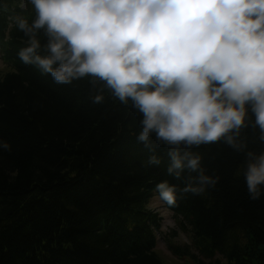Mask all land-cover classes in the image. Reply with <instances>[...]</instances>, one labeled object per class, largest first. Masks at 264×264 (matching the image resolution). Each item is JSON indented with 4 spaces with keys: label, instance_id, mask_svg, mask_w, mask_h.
Masks as SVG:
<instances>
[{
    "label": "trees",
    "instance_id": "obj_1",
    "mask_svg": "<svg viewBox=\"0 0 264 264\" xmlns=\"http://www.w3.org/2000/svg\"><path fill=\"white\" fill-rule=\"evenodd\" d=\"M20 4L0 0L8 66L0 75V264H165L157 252L163 217L150 207L164 180L178 186L176 204H165L200 256L170 246L174 255L194 264H264V196L250 198L242 172L246 150H264L258 127L243 130L245 151L223 142L193 149L220 180L203 193L183 191L198 173L170 174L163 146L161 162H149L134 108L107 90L94 103L88 80L57 83L20 58L27 37L9 17L35 16Z\"/></svg>",
    "mask_w": 264,
    "mask_h": 264
},
{
    "label": "clouds",
    "instance_id": "obj_2",
    "mask_svg": "<svg viewBox=\"0 0 264 264\" xmlns=\"http://www.w3.org/2000/svg\"><path fill=\"white\" fill-rule=\"evenodd\" d=\"M29 4L31 20L25 11L9 17L27 37L20 58L57 83L88 80L94 103L107 90L134 108L149 162H161L163 146L170 174L198 173L183 191L203 193L220 180L193 149L223 142L245 151L249 125L264 142V0H21L19 7ZM242 172L250 198L264 196V150L247 149ZM177 187L159 182L158 199L175 205Z\"/></svg>",
    "mask_w": 264,
    "mask_h": 264
},
{
    "label": "rangeland",
    "instance_id": "obj_3",
    "mask_svg": "<svg viewBox=\"0 0 264 264\" xmlns=\"http://www.w3.org/2000/svg\"><path fill=\"white\" fill-rule=\"evenodd\" d=\"M8 66L5 65L2 60V53L0 52V75H4ZM150 207L153 211L160 213L163 217V226L159 235V242L157 245V252L165 264H194V260L188 255H183V259L172 253L171 247H178L184 253L187 246L192 248V252L198 257L200 256L198 251L192 246V234L189 233L188 229L182 230L180 227L179 220L176 214L170 211L164 202L160 201L157 197H153ZM187 228V227H186ZM220 257V256H219ZM224 263V260L218 258Z\"/></svg>",
    "mask_w": 264,
    "mask_h": 264
}]
</instances>
